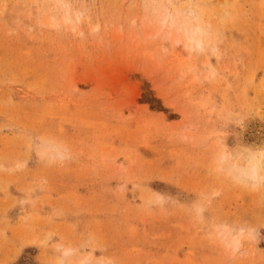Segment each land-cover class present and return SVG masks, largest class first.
<instances>
[{"label":"rangeland","instance_id":"374dc122","mask_svg":"<svg viewBox=\"0 0 264 264\" xmlns=\"http://www.w3.org/2000/svg\"><path fill=\"white\" fill-rule=\"evenodd\" d=\"M224 1L189 52L167 0H0V264H264V184L218 160L264 151V0Z\"/></svg>","mask_w":264,"mask_h":264},{"label":"bare ground","instance_id":"6f19581e","mask_svg":"<svg viewBox=\"0 0 264 264\" xmlns=\"http://www.w3.org/2000/svg\"><path fill=\"white\" fill-rule=\"evenodd\" d=\"M52 1V0H50ZM156 1V0H155ZM168 4L165 7L164 10H159L157 11L158 13H156V15L153 17L154 18V31H153V36L156 35L158 36L160 33H165L167 35H170L172 32H174L173 34H176V43H180V41L182 40V42L185 44V46L191 51H195V50H203L205 49L208 45H209V41L207 42L206 40V34L209 32L208 29H210V25L212 24V22H214L213 20L211 21V18L215 17L214 16V9H216L217 7L220 8V6H224L223 1L222 0H217L215 2V0H206L204 2L199 1V0H186L185 2V6H183L182 9L176 7L171 0H167ZM225 2V1H224ZM148 3V2H147ZM157 3V2H156ZM49 4H52L51 6H53V10H55V12H52L51 14H48L47 16V22L50 26L52 27H57L60 24H70L74 27H78L79 24L83 21V19L89 20V17L85 11V9L82 8H78L76 6H73V4L70 2V0H53L52 3L47 2L46 4H44V6H48ZM177 4V3H176ZM233 5V4H232ZM50 6V5H49ZM230 6V5H228ZM50 8V7H49ZM222 8V7H221ZM236 8V7H235ZM89 9V8H88ZM158 9V8H157ZM44 10V9H43ZM46 11V10H45ZM89 11V10H88ZM93 11V10H92ZM220 12V14L223 13V11L220 9L218 10ZM138 12V10H137ZM136 12V13H137ZM48 13V12H47ZM135 13V14H136ZM133 14V13H132ZM46 15V14H45ZM131 15V14H130ZM138 14H136L137 16ZM91 16V15H90ZM133 16L132 17H135ZM145 16V15H144ZM153 16V15H152ZM204 16H207L204 17ZM225 16V15H224ZM143 17V16H142ZM149 17V16H147ZM217 17V16H216ZM221 17V16H220ZM146 18V17H145ZM153 18H148V22L149 23H145V28L149 27L150 28V21L153 20ZM218 18V17H217ZM97 19V18H96ZM147 19V18H146ZM145 19V20H146ZM215 19V18H214ZM222 19V18H221ZM219 20V19H218ZM136 21V20H135ZM143 21V20H142ZM111 22V21H110ZM109 22V25L110 24ZM137 22V21H136ZM218 21H216L215 23H217ZM98 23V22H97ZM214 23V25H215ZM224 23V22H223ZM108 24V22H107ZM106 24V25H107ZM142 24V23H141ZM218 25V24H217ZM137 26V25H136ZM70 27V26H69ZM89 27V26H88ZM132 27V25L130 26ZM212 27V26H211ZM94 29H97L98 26H93ZM107 28V27H106ZM66 29V28H65ZM111 29V28H110ZM147 29V28H146ZM144 29V30H146ZM151 29V28H150ZM90 30V29H89ZM93 30V29H92ZM90 30V31H92ZM216 30V29H214ZM121 31V29H120ZM211 31V30H210ZM118 32V30L116 31V33ZM149 32V31H147ZM146 32V34H147ZM152 32V31H151ZM82 33V32H81ZM119 33V32H118ZM123 33V32H122ZM212 33V32H211ZM120 34V33H119ZM119 34H117L119 39L121 36H119ZM213 35V34H212ZM215 35V34H214ZM151 35L148 34V37H150ZM209 36V35H208ZM116 37V36H115ZM130 37V36H129ZM128 37V38H129ZM140 37V36H139ZM159 37V36H158ZM170 37V36H169ZM214 37V36H213ZM210 37H208L209 39ZM116 39V40H117ZM121 40V39H120ZM132 40V39H131ZM212 40V39H211ZM184 46V45H183ZM215 47V46H214ZM204 51V50H203ZM188 52V51H187ZM198 52V51H197ZM206 52V51H205ZM196 54V53H195ZM190 55V53H189ZM208 61V60H207ZM213 75V74H212ZM77 85V84H76ZM78 86V85H77ZM76 86V89H77ZM47 146V145H45ZM60 148V147H59ZM47 149V148H46ZM57 156H61L60 153L58 155V153H56ZM64 157H67L65 155H63ZM219 234V232H218ZM217 234V236H218ZM219 237V236H218ZM226 237V236H224ZM223 237V238H224ZM222 238V239H223ZM35 239V238H34ZM229 239V238H228ZM45 241V240H44ZM33 242V239L32 241ZM227 242V241H226ZM225 242V243H226ZM39 243H42L39 242ZM57 247V246H56ZM55 247V248H56ZM60 247V246H58ZM71 250V249H70ZM69 250V251H70ZM68 250L63 251L64 256H66L69 253ZM71 252V251H70ZM91 256V255H90ZM88 255V257L84 260H80L77 262L79 263H86L88 262L91 257ZM56 261V264H63L64 261V257H62L61 259L58 260H54ZM71 262V261H70ZM90 262V261H89ZM77 263V264H78ZM74 264V263H73ZM89 264V263H88Z\"/></svg>","mask_w":264,"mask_h":264},{"label":"clouds","instance_id":"9594fccd","mask_svg":"<svg viewBox=\"0 0 264 264\" xmlns=\"http://www.w3.org/2000/svg\"><path fill=\"white\" fill-rule=\"evenodd\" d=\"M222 164H227L230 174L237 182H248L252 187H259L264 184V151L259 149L250 152L246 157L241 159L236 153H225L218 157ZM158 202L163 203V197H158ZM252 230L239 229L238 233L233 236L232 240L221 243L231 254L235 255L240 251L242 239L239 233H247Z\"/></svg>","mask_w":264,"mask_h":264}]
</instances>
